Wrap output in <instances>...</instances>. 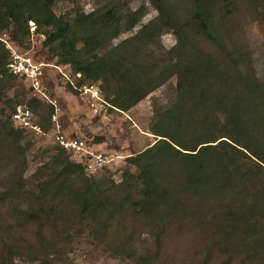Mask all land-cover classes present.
<instances>
[{
	"label": "trees",
	"instance_id": "1",
	"mask_svg": "<svg viewBox=\"0 0 264 264\" xmlns=\"http://www.w3.org/2000/svg\"><path fill=\"white\" fill-rule=\"evenodd\" d=\"M58 1L74 7L57 14ZM77 1L0 0V33L11 28L19 46L33 22L47 52L72 78L80 74L69 89L98 83L108 109L129 110L171 77L173 99L154 112V141L126 157L136 172L118 182L95 177L55 147L29 190L23 174L33 135L12 125L16 102L3 100L18 76L8 71L0 40V152L11 149L0 188V212H7L0 214V264H58L55 239L72 226L135 264H164L177 236L189 247L180 264H264V79L244 69L249 55L234 38L239 24L230 10L238 0H188L185 12L171 0H150L157 15L116 43L141 21L142 8L103 0L84 12ZM238 4L260 29L264 0ZM163 31L174 35L170 48L159 42ZM39 102L31 95L26 105L47 127ZM141 229L148 240L137 247ZM209 230L217 239L206 247L191 234Z\"/></svg>",
	"mask_w": 264,
	"mask_h": 264
},
{
	"label": "rangeland",
	"instance_id": "2",
	"mask_svg": "<svg viewBox=\"0 0 264 264\" xmlns=\"http://www.w3.org/2000/svg\"><path fill=\"white\" fill-rule=\"evenodd\" d=\"M102 1L78 0L77 2L82 11L89 12L99 6ZM238 1L230 5V10L237 15L235 17L239 24V32L234 35V38H236L237 44L242 46L243 50L249 55L244 65L245 71L253 72L258 79L263 80L264 24L258 29L257 18H253L245 6L238 4ZM171 2L178 5V9L181 12L187 10L188 0H171ZM128 4L132 9L142 8L143 16L141 21L131 31L124 32L114 39V43L130 36L142 24L157 15L150 0H128ZM73 7V2L58 1L54 6V10L57 14H60L71 10ZM261 11L264 13V9ZM261 19H263V22L264 18ZM232 21L234 22V20ZM37 33L35 32L32 37L30 36L17 48L32 56L35 61L47 64L43 69L42 86L46 94L57 102V113L61 130L68 137L92 140L90 144L94 145L95 150L108 151L116 155L113 161L106 163L101 170L94 172L93 176L101 177L106 174L115 182H118L121 180L123 172H136L134 166L127 162L126 157L135 154L154 141V135L148 132V127L154 120V112L162 110L173 99L175 78L171 77L127 111H118L107 107L101 114L94 115L88 103L79 96L78 92L73 93L67 85L68 80L64 74L73 81H76L74 80V78H77L76 75L72 78L70 67L59 64L57 59L47 52V49L42 44V39L38 37ZM4 35L12 39V29L10 28L0 33V37ZM159 42L163 47L170 48L175 43L173 33L171 31H163L159 36ZM85 83L88 82L86 81ZM30 96L31 91L27 82L23 78L17 77L14 85L6 92L3 100L8 98L9 101L16 102V104L17 102L26 104ZM4 104L6 102L2 101V105ZM35 105L40 110V113L46 117L48 126L43 127L49 128L51 125L50 116L54 112V107L52 106V108L50 104L41 101ZM30 141L31 147L26 151V167L23 176L26 188L35 191V170L48 160L50 155L53 154L54 148H59V146L53 141L52 136H32ZM10 153L11 149L8 147L0 152V188H3L1 185L7 183L9 171L8 156ZM6 213L5 208H2L1 217H5ZM66 232L67 237L63 236L62 240L55 239L54 252L57 254L58 264H135L131 258L112 253L102 243L94 241L84 230L72 226ZM191 234L199 240L202 247H206L209 242L214 243V240L217 239L215 233L210 232V230ZM47 235L53 237L49 232H47ZM137 236L139 237H137L139 240L136 244L137 247L138 245L147 244L148 236L144 229H141ZM194 237L193 239H195ZM188 248L186 247V242L177 236L175 242L172 245H168L167 255H163L166 258L162 259L164 264H180L187 260ZM220 258L221 256L217 255L215 261ZM16 262L17 264H38L37 262H29L26 259L17 258Z\"/></svg>",
	"mask_w": 264,
	"mask_h": 264
},
{
	"label": "built area",
	"instance_id": "3",
	"mask_svg": "<svg viewBox=\"0 0 264 264\" xmlns=\"http://www.w3.org/2000/svg\"><path fill=\"white\" fill-rule=\"evenodd\" d=\"M29 25L32 37L35 34V24L30 21ZM37 34L42 40L45 38L43 33ZM0 40L9 52L8 71L27 82L31 95L38 98L41 102H46L54 107V112L50 116L51 125L46 129L37 122L31 109L25 103L19 102L14 106L10 114L12 125L31 132L34 137L52 136L53 141L70 154L73 160L83 164L84 172L87 174H93L101 170L106 163L113 161L116 155L108 151L95 150L94 145L90 144L92 140L68 137L63 133L58 119L57 102L46 94L42 86L43 69L47 64L37 62L32 56L20 51L9 36L4 35L0 37ZM75 75L76 77L80 76L79 73ZM64 76L74 86V82L67 75L64 74ZM76 89L79 96L88 103L94 115L101 114L109 106V103L106 102L102 95L98 83H84L77 86Z\"/></svg>",
	"mask_w": 264,
	"mask_h": 264
}]
</instances>
